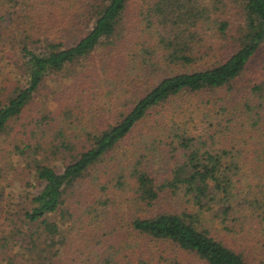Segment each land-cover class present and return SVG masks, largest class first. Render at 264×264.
I'll return each mask as SVG.
<instances>
[{
	"label": "trees",
	"instance_id": "1",
	"mask_svg": "<svg viewBox=\"0 0 264 264\" xmlns=\"http://www.w3.org/2000/svg\"><path fill=\"white\" fill-rule=\"evenodd\" d=\"M263 45L264 0H0V180L37 186L0 204V264H264V77L235 89Z\"/></svg>",
	"mask_w": 264,
	"mask_h": 264
},
{
	"label": "rangeland",
	"instance_id": "2",
	"mask_svg": "<svg viewBox=\"0 0 264 264\" xmlns=\"http://www.w3.org/2000/svg\"><path fill=\"white\" fill-rule=\"evenodd\" d=\"M237 24H235L236 26ZM232 26L231 31L234 33L235 27ZM236 28V27H235ZM230 32V33H232ZM99 56L98 52L95 55L90 56L87 60L81 63H74L72 66H70L67 70L61 71L58 74H55L54 76H50L46 79L42 89H40L39 93L35 95L33 101L30 104L31 111L40 112L41 109L47 108V109H54L59 103V98L61 96L65 95L64 88H68L74 79L72 77L73 72L83 70L84 67H88L91 63L95 64V68H98L100 66V61H98ZM264 66V45L258 49V51L255 53L253 58L250 60L248 64V69L240 76V78L235 83V89H238V91H246L248 88L251 87L253 83H256L259 80H262L264 77V71L262 70V67ZM104 92V91H103ZM103 92L100 93V98L96 99L99 104L102 102L104 103L106 98H109L110 94L106 95L104 99L102 98ZM234 94H231L228 91H217L216 93H201L198 95H190L188 98L185 97V101L188 102H196L201 103L200 101H203L205 98L209 99H218L220 97H223L225 99H229V97L233 96ZM219 103V101H218ZM203 106V105H202ZM201 107V106H200ZM2 147V146H0ZM5 147V146H3ZM2 149L0 148V155L2 154ZM1 164L6 167H14L17 168V172L21 173V166L22 163L18 162L13 155H5L4 158L0 156ZM20 163V164H19ZM58 164V161L56 162ZM20 165V166H19ZM167 165V158H166V152L161 151V154L156 157V159L152 162V166L156 169H159L161 172V169H163ZM15 172V171H14ZM13 171L12 169L7 170L5 173H3V180H0V185L4 186L5 190L3 192V196L0 198L2 201L0 202L1 205H5L8 203H11L13 205L14 209H20L22 204L24 207H28V203L26 200L25 202H20L21 197H25V194H28L30 192H34L36 190V184L35 181L32 179H29V185L25 184V181L21 182L22 185H19L20 178H23V176H18V178H12ZM27 177V176H26ZM8 182V185L6 183ZM152 249H163L166 252L168 251L167 248L162 245H150ZM170 252V251H168ZM157 262H152V264H156Z\"/></svg>",
	"mask_w": 264,
	"mask_h": 264
}]
</instances>
